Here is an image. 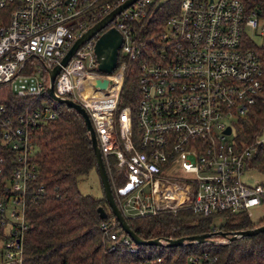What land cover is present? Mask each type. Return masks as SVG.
Instances as JSON below:
<instances>
[{
  "label": "built area",
  "instance_id": "1",
  "mask_svg": "<svg viewBox=\"0 0 264 264\" xmlns=\"http://www.w3.org/2000/svg\"><path fill=\"white\" fill-rule=\"evenodd\" d=\"M128 1L0 0L9 12L0 24V83L14 78L29 58L59 64L76 37ZM152 2L133 0L103 27L122 35V60L112 73L96 67L94 43L101 30L61 66L54 90L79 102L90 117L110 189L126 219L184 209L249 217L250 209L264 206V178L243 179L247 156L261 141L237 150L228 135L263 91L264 0H179L163 30L140 40L134 21L148 16ZM132 68L138 70V94L131 104L121 103L123 79ZM38 72L36 88L17 91L29 97L20 111L9 114L0 103V264L23 263L26 201L42 190L35 184L30 131L52 118L54 109ZM94 78L112 82L99 89ZM100 227L110 248L122 242L135 251L127 234L117 236L112 218ZM214 261L207 250L186 258V264Z\"/></svg>",
  "mask_w": 264,
  "mask_h": 264
},
{
  "label": "trees",
  "instance_id": "2",
  "mask_svg": "<svg viewBox=\"0 0 264 264\" xmlns=\"http://www.w3.org/2000/svg\"><path fill=\"white\" fill-rule=\"evenodd\" d=\"M155 1L147 6L148 16L134 21L140 40L159 34L164 20L178 10V6L171 5V0L157 5ZM8 16V8H0V24L6 23ZM119 60H122L121 56ZM34 68L40 69L46 81L48 72L41 60L29 58L20 72L24 75L33 73ZM137 78L136 68L124 76L121 103L131 104L130 98L137 97ZM262 81L263 91L257 102L233 122L232 141L237 150L257 140L264 132V74ZM0 90L3 92L0 103L9 114L20 111L29 100L17 92L12 93L9 81L0 83ZM45 98L53 105L54 116L33 125L30 131L34 148L32 159L37 164L35 184L42 190L26 201L27 228L22 238V264H186L188 254H199L204 250L215 256L214 264H264V230L223 243L200 242L170 247L140 244L131 252L127 244L119 242L110 248L112 245L101 231V222L112 218L117 236L121 238L125 232L114 219L104 195L97 197L81 192L78 187V181L89 171L95 169L97 172L94 146L84 117L63 103L52 102L47 94ZM247 157L248 167L264 174L262 142H258ZM100 207L106 210V218H100ZM219 214L226 219L218 226L223 231L254 228L264 223V219L255 222L243 212ZM214 215L184 209L126 220L144 239L178 238L211 231ZM157 257H160L159 261Z\"/></svg>",
  "mask_w": 264,
  "mask_h": 264
},
{
  "label": "water",
  "instance_id": "3",
  "mask_svg": "<svg viewBox=\"0 0 264 264\" xmlns=\"http://www.w3.org/2000/svg\"><path fill=\"white\" fill-rule=\"evenodd\" d=\"M133 0H129L128 2L119 5L113 11L105 15L99 21L93 23L91 26L88 27L86 31H84L80 36L74 39V42L68 48V50L62 55L59 64H55L52 67L44 64L46 71L48 72L47 83L45 85L48 96L51 100L56 103H63L69 108L77 110L85 120L86 130L88 131L91 139L92 146H94L95 152V161L97 165V174L100 177V184L103 191L104 198L107 202V206L110 207V210L114 216V219L118 221L121 229L127 236H129L132 241L136 245H157V246H179L185 245L190 243H203V242H211L215 243L219 242H230L237 237H245L248 235H253L259 233L260 231L264 230V223L254 227V228H245V229H236L233 231H223L221 229H216L215 231L203 232L200 234H192V235H185L183 237L178 238H163V237H155L152 239H144L140 235H137L129 226L128 220L123 217L119 207L116 205L113 193L110 189L109 178L106 174V169L104 162L101 158V153L99 146L97 144L96 134L93 130L92 122L90 117L88 116L84 107L77 101H73L68 97L59 96L56 94L53 82L56 75L59 73L61 66H64L71 58L74 52L79 48L82 44L87 42L90 37L94 36L106 24L112 19V17L121 10V8L125 7L127 4L131 3ZM122 43V35L120 31H118L115 27H109L101 32L95 39L94 43V54L96 55V67L101 73L110 74L114 71L118 63V50ZM111 79H99L94 78L91 80V83L98 87L99 89L108 88V83H111ZM231 127L227 125L225 129V133H230ZM99 216L100 218H106L107 212L104 208H99ZM223 239V241H221Z\"/></svg>",
  "mask_w": 264,
  "mask_h": 264
},
{
  "label": "rangeland",
  "instance_id": "4",
  "mask_svg": "<svg viewBox=\"0 0 264 264\" xmlns=\"http://www.w3.org/2000/svg\"><path fill=\"white\" fill-rule=\"evenodd\" d=\"M165 0H157L155 1L156 4H161ZM171 5H174L177 7L178 6V1L171 0ZM255 40L259 41L258 37L255 36ZM123 49L120 48V54H123ZM33 73L29 74H22L21 72H18L17 75L14 76L11 80H9V87L11 88V92L15 93L19 90H31L36 88V77H39V72L38 69L34 68ZM0 93L2 94V90H0ZM234 134V131L228 135V138L232 139ZM259 140L262 142L264 146V132L262 135L259 137ZM243 179L246 180L249 183H252L254 181H259L264 178V174L261 173L260 171H255L249 169H245L243 171ZM78 187L81 192L89 193V194H94L97 197H100L103 195V191L101 188L100 184V177L98 176L97 172L95 169H92L89 171L86 175H84L79 181H78ZM214 215V220L212 221L213 226H220L226 219L223 217V215H220L219 213H215ZM249 217L257 222L260 221L261 219H264V206L259 205L256 206L252 209H250V214ZM2 242V241H0ZM219 242V241H217ZM220 243V242H219ZM223 243V242H221Z\"/></svg>",
  "mask_w": 264,
  "mask_h": 264
},
{
  "label": "flooded vegetation",
  "instance_id": "5",
  "mask_svg": "<svg viewBox=\"0 0 264 264\" xmlns=\"http://www.w3.org/2000/svg\"><path fill=\"white\" fill-rule=\"evenodd\" d=\"M101 31V30H100ZM104 30H102V32H103Z\"/></svg>",
  "mask_w": 264,
  "mask_h": 264
},
{
  "label": "crops",
  "instance_id": "6",
  "mask_svg": "<svg viewBox=\"0 0 264 264\" xmlns=\"http://www.w3.org/2000/svg\"><path fill=\"white\" fill-rule=\"evenodd\" d=\"M48 74V73H47Z\"/></svg>",
  "mask_w": 264,
  "mask_h": 264
}]
</instances>
